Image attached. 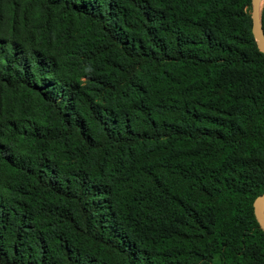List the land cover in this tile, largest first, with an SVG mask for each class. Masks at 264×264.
I'll return each instance as SVG.
<instances>
[{"label":"trees","instance_id":"16d2710c","mask_svg":"<svg viewBox=\"0 0 264 264\" xmlns=\"http://www.w3.org/2000/svg\"><path fill=\"white\" fill-rule=\"evenodd\" d=\"M250 11L0 0V264H264Z\"/></svg>","mask_w":264,"mask_h":264},{"label":"water","instance_id":"95a60500","mask_svg":"<svg viewBox=\"0 0 264 264\" xmlns=\"http://www.w3.org/2000/svg\"><path fill=\"white\" fill-rule=\"evenodd\" d=\"M261 0H251V31L256 43L261 51L264 52V32L261 23ZM254 212L260 225L264 228V193L259 195L254 201Z\"/></svg>","mask_w":264,"mask_h":264},{"label":"bare ground","instance_id":"6f19581e","mask_svg":"<svg viewBox=\"0 0 264 264\" xmlns=\"http://www.w3.org/2000/svg\"><path fill=\"white\" fill-rule=\"evenodd\" d=\"M263 2H264V0H261V3H260V10L262 9Z\"/></svg>","mask_w":264,"mask_h":264}]
</instances>
